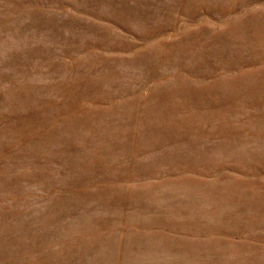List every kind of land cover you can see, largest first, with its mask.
I'll return each mask as SVG.
<instances>
[{
  "label": "rangeland",
  "instance_id": "obj_1",
  "mask_svg": "<svg viewBox=\"0 0 264 264\" xmlns=\"http://www.w3.org/2000/svg\"><path fill=\"white\" fill-rule=\"evenodd\" d=\"M0 264H264V0H0Z\"/></svg>",
  "mask_w": 264,
  "mask_h": 264
}]
</instances>
